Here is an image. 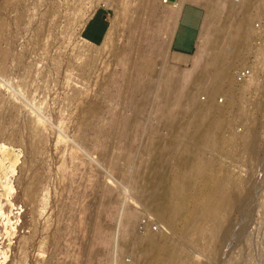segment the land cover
<instances>
[{"label":"rangeland","instance_id":"obj_1","mask_svg":"<svg viewBox=\"0 0 264 264\" xmlns=\"http://www.w3.org/2000/svg\"><path fill=\"white\" fill-rule=\"evenodd\" d=\"M142 1L150 7L139 14L135 12L138 0L97 5L109 13L108 29L116 22L113 42L103 47L79 37L88 8L98 0H0V53L6 52L3 62L0 58V264H152L149 250L143 249L151 232L168 238L170 245L184 244L189 264H264V1L206 0L204 16L207 10L211 15L204 29V44L198 48L197 39L196 50L185 58L171 53L169 41L171 20L181 3ZM245 10L252 12V20L247 26L239 25ZM135 20L140 24L131 31ZM239 35L243 36L240 58L218 57V53L234 49L231 44ZM141 54L152 56L162 75L180 80H190L202 67L220 60L232 66L223 90L205 92L202 85L181 89L184 94L175 95L180 105L173 106L166 118L158 110L164 104L155 82L147 94L141 87L146 79L137 92H131L124 81L137 73L129 62ZM88 58L91 64L80 69ZM199 60L201 68L195 70L193 63ZM243 67L253 70L248 89L244 87L247 80L238 83L235 78ZM190 91L195 94L192 103L187 99ZM208 98L213 99L211 117L223 119V125L211 128L213 142L202 149L201 155L209 163L208 174L216 180H243L241 202L233 210H225L226 201L208 200V206L216 202V218L230 228L224 238L222 231V237L218 233L219 242L209 234L210 223L205 220L209 215L201 219L193 210L201 207L204 191L209 189L204 178H193L194 188H190L181 213L174 217L179 224L174 221L170 229L168 217L162 221L154 213L159 202L149 200V191L163 196L177 188L182 172L191 171L198 146L192 137L183 136V130L188 127L191 134L198 133L189 122L193 119L199 124L202 119L201 115L183 118L181 112L189 105L206 104ZM217 107L223 110L222 115L214 112ZM166 122L172 129L163 125ZM252 131L257 143L251 155L240 139ZM230 139L234 143L227 147ZM31 147L37 153L35 158L28 152ZM35 180L37 196L32 202L23 188ZM130 219L132 228L125 227L124 222ZM183 232L190 234L186 241L181 238Z\"/></svg>","mask_w":264,"mask_h":264},{"label":"bare ground","instance_id":"obj_2","mask_svg":"<svg viewBox=\"0 0 264 264\" xmlns=\"http://www.w3.org/2000/svg\"><path fill=\"white\" fill-rule=\"evenodd\" d=\"M139 1V3H138V5H137V7H136V9H135V12L136 13H141V11H143V9L145 10V9H148L149 7H148V5L146 4V2H144V1H142V0H138ZM264 1V0H263ZM123 2V1H122ZM121 2V3H122ZM99 3H104V4H111V3H113L112 2V0H98V2L97 3H95L94 5H92L90 8H88V11L86 12V14H85V18H84V20H83V22H82V24L80 25V29H79V37H81V31H82V29H83V27H84V25L86 24V21L90 18V16L93 14V12L96 10V8H97V5L99 4ZM115 3V2H114ZM260 3H262V2H260ZM259 3V4H260ZM125 4H126V2H125ZM136 4V3H135ZM258 4V3H257ZM256 4V5H257ZM149 5H150V3H149ZM154 5V4H153ZM209 5V4H208ZM261 5V4H260ZM148 7V8H147ZM259 7V6H258ZM180 8V7H179ZM210 8H211V5H210ZM209 8V9H210ZM212 8H213V6H212ZM211 8V9H212ZM245 8V7H244ZM118 9V8H117ZM129 9H131L130 7H129ZM243 9V8H242ZM251 9V8H250ZM261 9H262V7H261ZM214 10V9H213ZM249 10V9H248ZM264 10V9H263ZM180 11H181V9H180ZM122 12V11H121ZM211 11L210 10H207V15H205V19L203 20V23H202V26H201V33H200V36H199V38H198V43L199 44H197V45H199V46H197L198 48H200L201 46H203V44H204V38H205V35H204V29H205V27H206V25L208 26V19L210 18V15H211V13H210ZM247 12L248 11H243L242 12V19L240 20V21H238V24L240 25V24H244L245 26H247L248 25V23L249 22H251V20H252V18H251V16H249L250 14H249V12H248V14H247ZM255 12V11H254ZM261 12V11H260ZM128 13V12H127ZM264 13V12H263ZM132 14V13H131ZM134 14V13H133ZM255 14H257V13H255ZM178 15H179V12L177 13V15L171 20V24H172V29H171V32H170V35L172 36V35H174V33H173V29H174V27L176 26L175 24H176V21H177V19H178ZM119 16H120V14H119ZM134 16V15H133ZM121 17V16H120ZM136 17H137V14H136ZM122 22V21H121ZM129 23H130V21H129ZM126 24V23H125ZM139 24H140V22H139V20H135V21H133V23L132 24H130V29H131V31H132V29L134 30V28L137 26V28H138V26H139ZM115 26H116V22L115 21H113L112 23H111V25H110V27H109V29H108V31H107V35L105 36V39H104V41H103V43H102V45L101 46H103V47H108V45L111 43V41H112V39H113V34L115 35V33L113 32L114 31V29H115ZM125 26V25H124ZM119 27V26H118ZM127 28H129V27H127ZM144 28V27H143ZM129 30V29H128ZM127 29L125 30V31H128ZM136 30V29H135ZM148 30V29H147ZM130 32V31H129ZM245 31H243V33H244ZM146 33V32H145ZM149 34H150V32H148ZM173 33V34H172ZM242 33V34H243ZM248 33V32H247ZM127 34V33H126ZM137 34V33H136ZM140 34V33H139ZM149 34H147V35H149ZM127 35H129V34H127ZM126 35V36H127ZM131 35V34H130ZM143 35V34H142ZM136 36V35H135ZM171 36H170V38H169V41H171ZM132 37H133V35H132ZM144 37V36H143ZM117 38V37H116ZM115 38V39H116ZM134 38H136V37H134ZM126 39V38H125ZM130 39V38H129ZM133 39V38H132ZM81 40L82 41H84L85 43H87L82 37H81ZM127 41V40H126ZM137 41V40H136ZM113 42V41H112ZM132 42V41H131ZM141 42H142V40H141ZM172 42V41H171ZM242 42H243V36H241V35H239V38H238V40H237V42H235V43H233V44H231V48L233 49V50H229V52H227V51H223L222 53H223V55H221V53H218V57H223L225 54V56H224V58L225 59H229L230 61L232 60V61H236L237 59H239L240 58V56H241V54L239 53L240 52V50L239 49H241V45H242ZM134 43V42H133ZM136 43V42H135ZM201 43H202V45H201ZM212 43V42H211ZM129 45H130V42L128 43ZM133 45V44H132ZM139 46V45H138ZM138 46H137V48H138ZM141 46V45H140ZM205 46V45H204ZM133 47H135V46H133ZM132 47V48H133ZM129 48H131V47H129ZM146 48V47H145ZM153 48V47H152ZM230 48V47H229ZM142 49V48H141ZM109 50V49H108ZM127 50V49H126ZM132 50V49H131ZM146 50V49H145ZM144 50V51H145ZM150 50V49H149ZM199 50V49H198ZM106 51V50H105ZM143 51V50H142ZM84 52V51H83ZM149 52H151V51H149ZM148 52V53H149ZM97 53V52H96ZM138 53V52H137ZM166 53H167V51H166ZM98 56H99V54H97ZM97 55H95V56H97ZM89 56H90V54H89ZM88 56V57H89ZM243 56V55H242ZM132 57V56H131ZM195 57V56H194ZM0 58H1V61L3 62L4 61V59L6 58V52H1L0 53ZM91 58V57H90ZM90 58H88L87 60H86V62H84L83 63V65L82 66H80L79 68L80 69H86L87 67H88V64H91V60L92 59H90ZM110 58V57H109ZM151 58H152V56H151ZM150 57H146V55H143V54H141L137 59H133V60H131L129 63L131 64V67H130V69H136L137 70V73L135 74V76L133 75V77H131L130 78V76L129 77H126V79L124 80L125 81V83L127 84V86L130 88V89H132V91L131 92H135V90H136V92L138 91V89H139V86L141 85V83L140 82H143L145 79V81L143 82L144 83V85H142L141 87L143 88V86H144V90L147 92V94H148V91H150L151 89H152V87H153V83L155 82V84H156V86H157V88L159 89V94H160V101H162V104H164V106H159L158 107V110L160 111V113H165V115H166V118H167V116H170V114H171V110H172V108H173V106H175V105H177V106H179L180 105V103H179V100L176 98L177 96H179V94H180V96L179 97H181L182 95L181 94H184V91L183 90H181V89H186L187 88V90L188 89H190L191 88V86H193V85H202V88L201 89H203L205 92H210V91H219L220 89H222L223 87H225L224 86V84H226V80L229 78V70L231 69V63L229 62H227V64L225 63H223L224 61H222V60H220L221 62L220 63H216V62H213V63H211L209 66H207V67H200L201 65H200V63H201V61L199 60V61H197V62H195V63H193L192 65L195 67V70H196V68H201L202 70L201 71H199V72H196V75H194L192 78H191V76H190V80H180V79H175V78H172L169 74H164V75H162V73L159 71V70H157L158 68H157V63H156V61L155 60H153V58L151 59ZM94 59V58H93ZM220 59V58H219ZM121 60V59H120ZM119 60V61H120ZM121 62V61H120ZM93 63V62H92ZM126 64V63H125ZM124 64V65H125ZM95 65V64H94ZM128 67V66H127ZM129 69V68H128ZM129 69V70H130ZM194 70V69H193ZM124 71V70H123ZM122 71V72H123ZM91 72V71H90ZM125 72V71H124ZM127 72V71H126ZM231 72V71H230ZM123 74V73H122ZM130 74V73H129ZM126 76V75H125ZM186 76H188V75H186ZM250 79V78H249ZM254 79V76L251 78V80L250 81H252ZM114 80V79H113ZM123 81V82H124ZM253 82V81H252ZM255 82V81H254ZM124 83V84H125ZM248 80H247V84L246 85H248ZM256 83V82H255ZM255 83H253V84H255ZM244 86V87H247V89H248V87H249V85L248 86ZM257 85V84H256ZM121 87V86H120ZM193 88V87H192ZM230 88H231V84H229V86H228V90H230ZM252 88H254V87H252ZM257 88V87H256ZM194 89V88H193ZM242 89V88H241ZM244 89V88H243ZM258 89V88H257ZM256 89V90H257ZM143 90V91H144ZM200 90V89H199ZM223 90V89H222ZM256 90H254V91H256ZM258 91V90H257ZM106 92V91H105ZM142 92V91H141ZM195 92V91H194ZM200 92V91H199ZM175 93V94H174ZM177 93V94H176ZM111 94V93H110ZM190 94V95H189ZM188 95H187V99L190 101V103H192L193 101H192V99H193V97H194V93H191V91H190V93H189ZM142 95V94H141ZM175 95H177L176 97H175ZM158 96V95H157ZM197 96V95H196ZM186 97V96H185ZM232 98L233 97H231V102H233V100H232ZM139 99V98H138ZM143 99H145V98H143ZM135 100V99H134ZM133 100V101H134ZM178 100V101H177ZM180 100H181V98H180ZM183 100V99H182ZM212 98H208V101L206 102V104H204V105H199V104H197V105H193V107L192 106H188V110H184L183 112H181V115H182V117L183 118H185V117H191V118H194V117H196V116H198V115H201V119H202V121H201V123H199L198 124V122H197V124H196V122L192 119L191 120V122H189V124H190V126H191V128H197V130L199 131L198 133H196V134H191V132L189 131V129H187L188 127H185V129L183 130V136L184 137H187V135H189L190 137H192L193 138V142H195L196 143V145L198 146V149H197V151H196V153L194 154V156H196V160H195V163L193 164V166H192V169H191V171H184V170H182V171H184V172H182L178 177L180 178V179H178L177 180V182H176V185H177V188L176 189H173V190H170V192H168V193H165L163 196L161 195V196H159L158 194H154V192H153V190L152 191H149L150 193H149V197H150V201H158L159 202V204H158V206H157V208L155 209V214H156V216H158L160 219H162V221L165 219V218H167L168 217V225H169V229L173 226V222L175 221L174 219H176V218H174L175 216H176V214H178L179 212H180V210L182 209V208H184V205H185V199L187 198V196H188V192H189V190H190V188H192L193 187V178L194 177H196V178H204L205 180L204 181H206V182H208V183H210V184H208L209 185V189L207 190V191H204V198H202L203 199V204L202 205H200L201 207H199V208H196V209H194L193 208V210H195L194 211V213L196 214V215H200L199 216V218L201 217V219L202 218H204V216H206L207 214L209 215V217H208V219H205L208 223H210V227H209V229H208V231H209V234H210V236H213V238H214V236H216L215 238H216V240H217V235H218V233H219V236L221 235L220 234V231H222L221 233H222V236H220V237H222V238H224L225 236H226V234L228 235L229 233H228V230L230 229H228L227 228V224H225V226H224V224H222L217 218H216V213L218 212V208H217V204H216V202H212V204H210V206H208V200H213V201H216V200H222V201H226V209L225 210H227V211H229V210H233V208L239 203V202H241V194L239 193V190H240V188H241V182L243 181H236V182H234V181H230L229 180V178H225V177H223L222 179H220V180H216L215 178H213V177H211L209 174H208V166H209V163H208V161H206L204 158H203V152H202V149H204L209 143H211V142H213V140H214V137H213V134H212V131H211V128H213V127H216V126H221V125H223V119L222 118H220L219 120H215V119H213L212 117H211V114H212V111H213V108H214V106H213V102H212ZM104 101V100H103ZM102 101V102H103ZM131 102H132V100H131ZM185 102V101H184ZM183 102V103H184ZM101 104V103H100ZM99 104V105H100ZM158 104V103H157ZM98 105V104H97ZM96 105V106H97ZM107 105V104H106ZM105 105V106H106ZM183 105V104H182ZM102 106V105H101ZM139 106V105H138ZM98 108H99V106H97ZM103 107H104V105H103ZM161 107V108H160ZM104 109V108H103ZM138 109H140L139 107H138ZM99 111V110H98ZM97 111V112H98ZM143 111H144V109H143ZM215 111H219V114L220 115H222V113H223V110L222 109H220V108H216L215 110H214V112ZM143 113V112H142ZM167 113V114H166ZM93 115V114H92ZM98 115H99V113H98ZM97 116V115H96ZM95 116V117H96ZM98 117V116H97ZM181 117V116H180ZM105 118V117H104ZM159 118V117H158ZM179 118V117H178ZM97 119V118H96ZM180 119V118H179ZM190 119V118H189ZM98 120H100V118L98 119ZM103 120V119H102ZM101 120V121H102ZM183 120V119H182ZM187 120V119H186ZM179 121V120H178ZM189 121V120H188ZM98 122V121H97ZM95 123V122H94ZM175 123V122H174ZM186 123V122H185ZM173 124V123H172ZM189 124L187 123V125L189 126ZM196 124V125H195ZM91 125V124H90ZM166 128H168V129H172V125H171V123L170 122H166V123H164L163 124ZM185 125V124H184ZM94 126V125H93ZM96 126H98V124L96 125ZM181 126V125H180ZM175 127H177V126H175ZM251 128V127H250ZM95 129V128H94ZM173 129H175V128H173ZM40 130V129H39ZM93 130V129H92ZM182 130V129H181ZM90 131V130H89ZM255 132H256V130H254ZM254 131H252L253 133H249L248 135H245V136H243L242 137V135H241V143H243L244 145H245V150L247 149L250 153L249 154H253V152L255 151V147H256V143H257V137H256V135H255V132ZM101 132V131H100ZM173 132H175L176 133V131H173ZM190 132V133H189ZM15 133V132H14ZM245 133V132H244ZM243 133V134H244ZM93 134V133H92ZM96 134V133H95ZM94 134V135H95ZM101 134V133H100ZM108 134V133H107ZM246 134V133H245ZM34 135V134H33ZM94 135H92V136H94ZM180 135H182V133L180 134ZM16 136V135H15ZM14 136V137H15ZM19 136V135H18ZM97 136H99V135H97ZM21 137V136H20ZM19 137V138H20ZM34 137V136H33ZM36 137V136H35ZM18 138V137H17ZM79 138V137H78ZM93 138V137H92ZM28 139V138H27ZM38 139V138H37ZM95 139V138H94ZM99 139V138H98ZM179 139H181V138H179ZM178 139V140H179ZM188 139V138H187ZM13 140V139H12ZM15 140V139H14ZM31 140V139H30ZM32 140H34V139H32ZM39 140H41V139H39ZM93 140V139H92ZM100 140H102V139H100ZM173 140H175V139H173ZM188 140H190V139H188ZM19 141V140H18ZM80 141V140H79ZM183 141V140H182ZM234 141V139H230V140H228L226 143H227V147H229L232 143H234L233 142ZM40 142V141H39ZM38 142V143H39ZM44 142V141H43ZM105 142V141H104ZM129 142V141H128ZM173 142V141H172ZM181 142V141H180ZM17 143V142H16ZM35 143V142H34ZM37 143V142H36ZM42 143V142H41ZM96 143H98V142H96ZM103 143V142H102ZM177 143V142H176ZM179 143V142H178ZM191 143V142H190ZM194 143V144H195ZM27 144H29V143H27ZM26 144V145H27ZM90 144H91V142H90ZM89 144V145H90ZM107 144V143H106ZM171 144V143H170ZM186 144H187V142H186ZM242 144V145H243ZM16 145V144H15ZM39 145V144H38ZM37 145V146H38ZM188 145V144H187ZM186 145V146H187ZM124 146V145H123ZM173 146V145H172ZM176 146V145H175ZM191 146H193V145H191ZM196 146V147H197ZM235 146V145H234ZM238 146V145H237ZM241 146V145H240ZM27 147H28V145H27ZM33 147H35V145H33ZM33 147H31L30 148V150H28V152L30 151V154L31 155H33L34 156V154L36 153L35 152V149L33 148ZM94 147V146H93ZM180 147H181V145H180ZM188 147V146H187ZM4 148H6V147H4ZM8 148V147H7ZM29 148V147H28ZM27 148V149H28ZM39 147H36V149H38ZM88 148H90V146L88 147ZM123 148V147H122ZM182 148H184V147H182ZM237 148V147H236ZM239 148V147H238ZM20 149V148H19ZM191 149V148H190ZM196 149V148H195ZM226 149V148H225ZM231 149V148H230ZM239 149H242V148H239ZM93 150V149H92ZM193 150V149H192ZM192 150H191V153H192ZM224 150V149H223ZM228 150V149H227ZM227 150H225V151H227ZM238 150V149H237ZM236 150V151H237ZM246 150V151H247ZM243 151V150H242ZM37 152H40V151H38L37 150ZM190 152V151H189ZM195 152V151H194ZM221 152V151H220ZM100 153H102V152H100ZM173 153V152H172ZM176 153V152H175ZM178 153V152H177ZM184 153V152H183ZM188 153V152H187ZM201 153H202V155H201ZM231 153V152H230ZM235 153V152H234ZM238 153H239V150H238ZM246 153V152H245ZM244 153V154H245ZM13 154V153H12ZM37 154V153H36ZM35 154V155H36ZM90 154V153H89ZM96 154V153H95ZM104 154H105V152H104ZM223 154V153H222ZM102 155V154H101ZM120 155V154H119ZM175 155V154H174ZM182 155V154H181ZM224 155H225V153H224ZM250 155V156H251ZM91 156V155H90ZM193 156V157H194ZM234 156V155H233ZM243 156V155H242ZM248 156V155H247ZM99 157H100V155H99ZM106 157V156H105ZM104 157V158H105ZM181 157V156H180ZM185 157V156H184ZM184 157H183V159L182 160H185V159H187L186 157H185V159H184ZM190 157V156H189ZM192 157V156H191ZM34 158H35V156H34ZM33 158V159H34ZM101 158V157H100ZM155 158V157H154ZM227 158V157H226ZM248 158V157H247ZM32 159V158H31ZM192 159V158H191ZM194 159V158H193ZM229 159V158H228ZM233 159H234V157H233ZM115 160V159H114ZM181 160V159H180ZM179 160V161H180ZM237 160V159H236ZM240 160V159H239ZM242 160V159H241ZM245 160V159H244ZM33 161V160H32ZM162 161V160H161ZM178 161V162H179ZM188 162V161H187ZM190 162V161H189ZM188 162V163H189ZM247 162V161H246ZM188 163H186V164H188ZM156 164V163H155ZM183 164V163H182ZM184 164H185V162H184ZM183 164V165H184ZM176 165V164H175ZM178 165V164H177ZM183 165H181V167L183 166ZM189 165V164H188ZM87 166V165H86ZM153 166H154V164H153ZM152 166V167H153ZM28 167V166H27ZM93 167V166H92ZM96 167V166H95ZM154 167H156V166H154ZM187 167V166H186ZM186 167H184V168H186ZM188 167H190V166H188ZM187 167V168H188ZM32 168V167H31ZM31 168H30V170H31ZM82 168V167H81ZM94 168V167H93ZM28 169V168H27ZM173 169H175V167L173 168ZM180 169V168H179ZM182 169H183V167H182ZM29 170V171H30ZM98 170V169H97ZM175 173L177 172V171H174ZM174 172H173V174H174ZM99 173H101V172H99ZM161 173V172H160ZM95 174V173H94ZM162 174V173H161ZM176 174H179V173H176ZM230 174H231V172H230ZM96 175V174H95ZM225 175V174H224ZM92 176V175H91ZM104 176V175H103ZM163 176V175H162ZM167 176V175H166ZM171 176V175H170ZM169 176V177H170ZM176 176V177H177ZM82 177H85V176H82ZM93 177H95V176H92V178ZM96 177H99L98 175L96 176ZM161 177V176H160ZM236 177V176H235ZM32 178H34V177H32ZM147 178V177H146ZM162 178V177H161ZM172 178H173V176H172ZM238 178V177H237ZM236 178V179H237ZM101 179H102V177H101ZM169 179H171V177L169 178ZM177 179V178H176ZM233 179V178H232ZM32 180V179H31ZM97 180V179H96ZM156 180V179H155ZM154 180V181H155ZM163 180V179H162ZM165 180V179H164ZM194 180H196V179H194ZM234 180V179H233ZM90 181H92V180H90ZM101 181V180H100ZM103 181V180H102ZM173 181H174V179H173ZM190 181V182H189ZM198 181V180H197ZM196 181V182H197ZM35 182H36V180L34 181V182H28V184L26 185L25 184V188H23L24 190V192L26 193V195H25V197L29 200V201H32V202H34V200L36 199L35 197L37 196V195H35V191H36V184H35ZM84 182V181H83ZM85 182H86V180H85ZM95 182V181H94ZM159 182V181H158ZM244 182H245V180H244ZM247 182V181H246ZM75 183V182H74ZM102 183V182H101ZM199 183V182H198ZM204 183V182H203ZM202 183V184H203ZM154 184V183H153ZM78 185V184H77ZM93 185V184H92ZM100 185V184H99ZM165 185V184H164ZM102 186V185H101ZM149 186H151L150 184H149ZM160 186V185H159ZM203 186V185H202ZM207 186V185H206ZM152 187V186H151ZM96 188V187H95ZM194 188V187H193ZM192 188V189H193ZM197 188V187H196ZM151 189V188H150ZM149 189V190H150ZM99 190H100V188H99ZM201 190H202V188H201ZM44 191V190H43ZM97 191V190H96ZM166 191V190H165ZM152 192V193H151ZM157 192V191H156ZM192 192V191H191ZM190 192V193H191ZM93 193V192H92ZM102 193V192H101ZM202 193V192H201ZM143 195V194H142ZM45 196V195H44ZM191 196H193V195H191ZM199 196V195H198ZM73 198V197H72ZM193 198V197H192ZM43 199V198H42ZM190 199H191V197H190ZM205 200H207V201H205ZM189 201H191V200H189ZM76 203H77V201H76ZM87 203V202H86ZM88 204H89V202H88ZM188 204V203H187ZM186 204V205H187ZM201 204V203H200ZM91 205V204H90ZM95 205V204H94ZM93 206V205H92ZM75 207H77V206H75ZM94 207V206H93ZM89 208V207H88ZM186 209V208H185ZM188 209H189V207H188ZM93 210V209H92ZM184 210V209H183ZM172 211H176L174 214L172 213ZM32 215H33V212H30ZM181 213V212H180ZM29 214V213H28ZM194 214V215H195ZM27 215V214H26ZM31 215V216H32ZM182 215V214H181ZM185 215H187V214H185ZM192 215V214H191ZM29 216H30V214H29ZM133 216V215H132ZM165 216V217H164ZM180 216V215H179ZM190 216V215H189ZM182 217V216H181ZM192 217V216H191ZM198 217V216H197ZM28 218V217H27ZM92 218V217H91ZM122 218V217H121ZM133 218H134V216H133ZM132 218V219H133ZM194 218V217H193ZM129 219V218H128ZM127 219V220H128ZM177 219H178V217H177ZM189 219H190V217H189ZM102 220V219H101ZM198 220V219H197ZM192 221V220H191ZM194 221H196L195 219H194ZM199 221V220H198ZM30 222H31V220H29V222H24V226H28L29 224H30ZM176 222V221H175ZM125 223V227H131V226H133V220H129V221H127V222H124ZM177 224H179V222L177 221L176 222ZM192 223V222H191ZM89 224H91V223H89ZM119 224V223H118ZM190 224V223H189ZM196 224V223H195ZM93 225V224H92ZM104 225V224H103ZM109 225V224H108ZM110 226V225H109ZM109 226H107V227H109ZM171 226V227H170ZM181 226V225H180ZM182 227H184V226H182ZM181 227V228H182ZM188 227V226H187ZM231 227V226H230ZM102 228V227H101ZM106 228V227H105ZM116 228L117 229H119V226H117L116 225ZM132 228V227H131ZM186 228V227H185ZM185 228H183V229H185ZM103 229V228H102ZM207 228L205 227V230H206ZM88 230V229H87ZM166 230V229H165ZM168 230V229H167ZM175 229H173V231H174ZM182 230V229H181ZM89 231V230H88ZM131 231V230H130ZM172 231V232H173ZM164 232H167V231H164ZM171 232V233H172ZM176 232V231H175ZM192 233V232H191ZM200 233H201V231H200ZM129 234V233H128ZM158 234V233H157ZM157 234H155V233H150L149 234V237H148V242H145V246H144V250L145 251H147V250H149V252H150V261H151V263L152 264H189L187 261H186V257H188L187 255H186V252H185V248H183L184 246V244L182 245V246H180V244L179 245H175L176 243H178V242H176L175 244H171L170 245V242H168L167 241V239H165V237H161V238H164V239H161ZM162 234H164V233H162ZM168 234V233H167ZM181 234V233H180ZM180 234H178V236L180 235ZM197 234L198 235H201V234H199V232L197 231ZM205 234V233H204ZM169 235V234H168ZM182 236H181V238L183 239V240H187L188 239V237L190 236V234L188 233V232H183L182 234H181ZM196 235V234H195ZM197 235V236H198ZM170 236L171 235H169V238H170ZM174 236V235H173ZM192 236V235H191ZM219 236H218V239H219ZM168 237V236H167ZM172 237V236H171ZM195 237V236H194ZM72 238V237H71ZM180 238V239H181ZM202 238V237H201ZM210 238V237H209ZM181 239V240H182ZM192 239H193V236H192ZM192 239H189V240H192ZM197 239V238H196ZM203 239V238H202ZM208 239V238H207ZM87 241H88V239H86ZM206 240V239H205ZM210 240H212V238H210ZM210 240H208L209 242H210ZM220 240V239H219ZM222 240V239H221ZM220 240V241H221ZM64 241V240H63ZM74 241V240H73ZM184 241V242H185ZM193 241V240H192ZM192 241H191V243H192ZM200 241H203V240H200ZM207 241V243H209ZM213 241V240H212ZM215 241V240H214ZM218 241V240H217ZM224 241V240H223ZM68 242V241H67ZM183 242V241H182ZM183 242V243H184ZM194 242H196V241H194ZM219 242V241H218ZM59 243H61L60 241H59ZM186 243V242H185ZM198 243V242H197ZM206 243V242H205ZM205 243H203V244H205ZM206 243V244H207ZM217 243V242H216ZM216 243H213V244H216ZM68 244V243H67ZM66 244V245H67ZM73 244V243H72ZM187 244V243H186ZM194 244V243H193ZM192 244V245H193ZM201 245V246H204V245ZM205 244V245H206ZM210 244V243H209ZM212 244V245H213ZM221 244V243H220ZM219 244V245H220ZM60 245V244H59ZM65 245V246H66ZM83 245H84V243H83ZM82 245V246H83ZM130 245V248L132 247L131 246V244H129ZM191 245V246H192ZM196 245V244H195ZM208 245V244H207ZM217 245V244H216ZM218 245V246H219ZM118 246V245H117ZM189 246V245H188ZM193 247V246H192ZM68 248H69V246H68ZM71 248V247H70ZM188 248V247H187ZM196 248V247H195ZM197 248H198V246H197ZM214 248H216V247H214ZM213 248V249H214ZM185 249V250H184ZM191 249H193V248H191ZM199 249H200V247H199ZM201 249H202V247H201ZM207 249H209V248H207ZM206 249V250H207ZM212 249V250H213ZM216 249H218V248H216ZM70 250V249H69ZM130 250V249H129ZM141 250H142V248H141ZM198 250V249H197ZM211 250V251H212ZM127 251V250H126ZM131 251V250H130ZM202 251H204L205 252V250H202ZM208 251V250H207ZM206 251V253H208ZM215 251V250H214ZM213 251V252H214ZM81 252V251H80ZM97 252H99V251H97ZM217 251H215V253H216ZM74 253V252H73ZM125 253V252H124ZM134 253H135V251H134ZM210 253V252H209ZM59 255V254H58ZM70 255V254H69ZM190 255V254H189ZM60 256V255H59ZM63 256V255H62ZM96 256V255H95ZM211 256V255H210ZM214 256H215V254H214ZM62 258V257H61ZM188 259V258H187ZM54 260V259H53ZM84 260V259H83ZM70 261V260H69ZM68 261V262H69ZM80 263V262H79ZM83 263V262H82ZM92 263V262H91ZM197 263H198V261H197ZM200 263V262H199ZM198 263V264H199ZM95 264V263H94Z\"/></svg>","mask_w":264,"mask_h":264},{"label":"crops","instance_id":"obj_3","mask_svg":"<svg viewBox=\"0 0 264 264\" xmlns=\"http://www.w3.org/2000/svg\"><path fill=\"white\" fill-rule=\"evenodd\" d=\"M172 1L181 4L176 26L173 29L174 35L171 36L170 50L174 56L185 58L196 50L198 33L205 17L206 0ZM108 17L107 9L97 8L86 21L81 31V37L93 46L101 45L107 35Z\"/></svg>","mask_w":264,"mask_h":264},{"label":"built area","instance_id":"obj_4","mask_svg":"<svg viewBox=\"0 0 264 264\" xmlns=\"http://www.w3.org/2000/svg\"><path fill=\"white\" fill-rule=\"evenodd\" d=\"M262 66L264 68V53L262 56ZM252 75H253V70L251 67H243L236 72L235 78L238 83H243L249 78H251Z\"/></svg>","mask_w":264,"mask_h":264}]
</instances>
